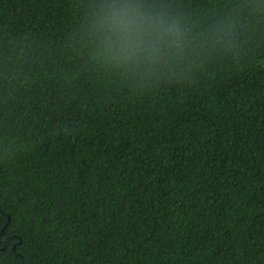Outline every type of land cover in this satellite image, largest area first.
<instances>
[{"label":"trees","instance_id":"obj_1","mask_svg":"<svg viewBox=\"0 0 264 264\" xmlns=\"http://www.w3.org/2000/svg\"><path fill=\"white\" fill-rule=\"evenodd\" d=\"M162 3L191 68L140 86L89 0H0V264H264V0Z\"/></svg>","mask_w":264,"mask_h":264},{"label":"clouds","instance_id":"obj_2","mask_svg":"<svg viewBox=\"0 0 264 264\" xmlns=\"http://www.w3.org/2000/svg\"><path fill=\"white\" fill-rule=\"evenodd\" d=\"M229 27L218 25L208 40L222 41ZM82 47L102 69L140 86L191 68L186 21L162 0H89Z\"/></svg>","mask_w":264,"mask_h":264},{"label":"water","instance_id":"obj_3","mask_svg":"<svg viewBox=\"0 0 264 264\" xmlns=\"http://www.w3.org/2000/svg\"><path fill=\"white\" fill-rule=\"evenodd\" d=\"M10 222V217H9V220H8V222L5 224V226L2 228V231H4L5 230V228L7 227V225H8V223ZM21 242V241H20ZM14 248H15V246H14Z\"/></svg>","mask_w":264,"mask_h":264}]
</instances>
